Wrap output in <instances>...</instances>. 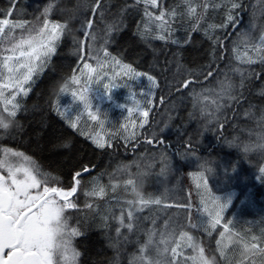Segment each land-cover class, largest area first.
<instances>
[{"label": "trees", "instance_id": "trees-1", "mask_svg": "<svg viewBox=\"0 0 264 264\" xmlns=\"http://www.w3.org/2000/svg\"><path fill=\"white\" fill-rule=\"evenodd\" d=\"M105 2L103 19L94 17L97 40L81 50L77 41L83 35L82 20L90 15L92 0H15L14 7L13 0H0V19L26 20L30 22L27 28L32 29L41 25L45 19L44 9L52 5L47 19L52 23L67 24L42 76L31 93L21 99L17 115L15 118L6 117L11 119V127L7 130L0 128V149L26 154L38 173L48 180L49 186L65 190L74 183L75 172L84 166L89 168V173L80 178L81 183L73 198L78 208L67 209L65 213L72 221V227L81 232L73 237L72 242L80 253L76 264H130L139 254V247L146 242L147 233L155 230L157 235L160 234L165 223L176 240L179 233L187 232L205 248V254L215 256L216 264H219L217 242L221 239L224 222L213 230H206L209 218L198 209H201V199L208 202L211 192L197 188L198 181L194 177L201 172L213 192L232 194L233 203L228 215L238 210L242 200L252 205L250 210L240 212L245 223L241 222L237 230L241 232L246 227L250 233L256 232L258 238H249L247 244L264 247V236L259 237L260 233L264 235V227H261L264 225L261 217L264 209V173L261 172L264 168V147H261L264 145V65L240 64L233 52L236 46L241 53L245 50L243 34H250L255 39L264 32V0H243L242 7L235 10V24L214 32L210 26L224 20L227 0H209L221 4V7L209 8L198 30L194 31H190L194 20L187 15L184 0H164L166 9H174L179 14L173 25V39L184 41L185 37H190L182 46L142 38L138 32L145 28L155 31V24L144 17L142 6L126 8L121 13V9L132 4L133 0ZM192 2L200 12L199 5L205 0ZM10 9L12 16L8 17ZM151 11L158 12L159 9ZM113 23L119 25V30L112 31L107 39L106 30ZM255 23H258L256 32L253 31ZM206 30L223 38V56L214 64L213 77L198 85L195 93H200L203 87L219 91V81L225 80V76L234 92L243 93L238 102L223 101L225 106L219 110L209 101L194 97L190 89L177 92L173 87L186 74L200 73L213 61L211 50L214 45L207 38ZM21 31L27 35L21 29H16L15 35L19 37ZM4 47L5 44L0 43V56L6 54ZM94 47L99 52L108 51L138 71L154 75L160 83L159 88H153L155 106L150 112L149 124L142 129L140 136L130 142L115 139L111 147L103 149L66 123L62 112L65 93L59 91L73 74L80 73L84 63H89ZM216 52L219 54L220 49ZM237 67H250L255 72L244 80L243 88H240V75L232 71ZM69 86L73 84L69 83ZM160 99L165 102L160 104ZM153 135L163 139L164 143L147 144L144 138ZM176 160L181 162L179 177L173 182L167 174L158 178V166L163 164L170 168ZM153 164L156 179L146 176ZM129 179L135 180L134 189L126 183ZM99 186L105 189L103 196L87 195ZM174 193L175 197H170ZM137 194L146 199L159 198L161 204L130 206L128 201L136 200ZM86 204L92 207H86ZM188 204L192 205L191 209L177 206ZM130 208L133 212L131 231L119 223L122 212L125 222H129L127 211ZM117 228H120L119 237ZM234 250L233 244L225 251L228 257L222 258V264H264V254L258 251L230 261ZM257 260L259 262H255Z\"/></svg>", "mask_w": 264, "mask_h": 264}, {"label": "snow or ice", "instance_id": "snow-or-ice-1", "mask_svg": "<svg viewBox=\"0 0 264 264\" xmlns=\"http://www.w3.org/2000/svg\"><path fill=\"white\" fill-rule=\"evenodd\" d=\"M15 0H13L14 7ZM187 15L193 18L194 23L190 31L198 30L200 21L209 8H219L221 4L210 3L205 0L199 5L201 11H197V6H194L192 0H184ZM243 0H227L225 7L224 20L218 25H211L210 28L226 30L229 24H235L236 11L242 7ZM142 6L144 17L148 21L155 24V31L150 28H145L144 31L138 32L142 38L156 39L165 42H171L182 46L190 37H185L184 41L173 39V33L178 12L174 9H166L164 7V0H133L132 4L127 5L121 9L123 13L126 8ZM52 5L44 9L43 15L45 19L41 22L39 27L28 29L27 25L30 23L26 20H10L8 18L0 19V43H4V53L0 56V68H2L7 76L3 77L0 73V79L4 82L0 83V104L3 105L2 111L7 113L8 118H15L17 112L21 108V102L17 101V96L26 97L31 91V87H25L32 81V77L37 74V70L42 69L44 64L48 62L50 57L55 54L57 44L61 37L65 34L67 29L66 23H52L47 19L48 14L52 10ZM106 8L105 0H92L89 11L90 15L85 16L82 20L81 31L82 37L77 41L81 50L84 47H90L98 38L96 30V23L94 17L103 19ZM151 9H159L158 12H153ZM7 16H12V10L7 12ZM139 27V26H138ZM7 29V31H6ZM21 29L27 32V35L21 34L19 37L15 35V30ZM119 30V25L113 23L108 26L105 36L110 39L112 31ZM206 35L214 45L211 54L214 59L200 73L186 74L182 79L174 83L175 91L180 92L184 89H190L194 97L202 101H209L211 105L215 106L216 110L224 107L223 101L238 102L242 92H234L233 86L227 76L225 80L219 81V91L207 87L201 88L200 93H195L198 85L210 77H213L214 64L223 56V38L206 30ZM242 43L245 46L243 53L240 52L239 46L234 47L233 52L235 59L243 65L251 66L253 64L264 65V32L259 36V43H257L250 34H243ZM216 49H220L217 54ZM105 57H110L108 51H104ZM97 63L94 67L90 63H84L79 75L73 74L70 81H66L60 87V93L68 92L69 83L80 85L81 91L78 96L77 91L71 92L72 99H79L83 102L84 111L87 112L88 117L92 121L98 119V113H94L92 100L85 95L90 92L89 85L93 82V75L100 80L108 76L106 68L111 66L113 72L111 80L117 77H125L128 80L136 81L140 78H146L149 88H159L160 83L158 79L147 72L138 71L131 64L123 63L122 59L110 57L108 61L101 60L98 56L93 57ZM40 62L37 64V62ZM118 69V70H116ZM23 70V71H21ZM179 72V65L177 67ZM232 71L239 74L241 77L240 88H243L244 80L255 75L253 69L249 68H233ZM81 77L84 78V83L81 84ZM119 87V85H117ZM104 88L108 90L109 97L111 96L112 84H105ZM5 90L11 91V96L5 95ZM145 96V104L143 107L137 103L135 108H127L129 116L135 111L141 117L139 123L132 120L130 125H125V134L122 138L125 142H130L137 139L139 133L137 128L143 129L145 125L149 124V115L154 107V100L152 97L154 93L148 91L142 93ZM163 104L164 99L158 101ZM9 105L11 107L9 108ZM126 107V106H124ZM59 111V109H57ZM206 111V108H202ZM63 115V113H61ZM80 117L77 115L76 120L69 118V126L73 129L78 128V121ZM11 125V119H6L0 115V128L7 130ZM79 130V129H78ZM81 135H86L88 139L98 148L111 147V137L104 139L99 134L86 133L81 131ZM112 135H120L114 133ZM145 142L149 145L153 143L163 144L164 140L158 136L153 135L151 138L145 137ZM264 147V145H261ZM23 157V153L13 152L11 149H4V156L0 158V264H76L80 253L72 246V238L81 235V232L76 228L70 227L68 218L65 216L67 209H76L78 204L71 199L76 193L81 183V177L84 172H88L89 168L84 166L81 171L74 173V183L68 190L63 187L49 186L48 180L44 178L34 167H20L14 165L9 157ZM28 160V157H24ZM264 173V168L261 169ZM6 173L7 175H5ZM197 179V188L204 187L207 190V181L203 172L199 174ZM128 185L135 188V180L129 179L126 181ZM105 189L102 186L97 187L92 192L87 193L90 196H103ZM130 206L139 204L146 206L150 204L160 205L159 198L146 199L143 195L137 194L136 200L128 201ZM211 203V207L208 206ZM222 203L220 197L213 198L212 201L206 202L201 199V209L208 216V229L213 230L221 225L223 221V212L228 204ZM171 206V205H167ZM179 207H187L191 209L192 205H177ZM86 207L91 208V204H86ZM127 218L129 222H125V214L122 212L119 217L120 226L131 231L133 224V212L131 208L127 211ZM230 221H224L221 232V241L217 242L220 255L223 256L224 248L227 246L222 243L225 239V233L230 231ZM195 227V225H193ZM169 225L165 223L164 230L161 231L157 239L156 231H149L147 233V240L139 247V254L130 264H183V260L190 259L192 264H210L209 256L205 254V248L197 243L193 236L187 232L179 233L178 241L175 236L169 232ZM117 236H120V228H117ZM123 239L127 241V236ZM255 239V238H253ZM182 247L192 248L196 255L184 257ZM247 247V246H246ZM154 250L156 255L153 256L150 252ZM7 250V252H6ZM251 251L254 253L258 251L264 254V247H257L255 243L251 245ZM183 257V260L179 258ZM216 261V257L212 256Z\"/></svg>", "mask_w": 264, "mask_h": 264}, {"label": "rangeland", "instance_id": "rangeland-1", "mask_svg": "<svg viewBox=\"0 0 264 264\" xmlns=\"http://www.w3.org/2000/svg\"><path fill=\"white\" fill-rule=\"evenodd\" d=\"M253 31L254 32L258 31V23H255L253 25ZM19 34L21 35L22 31ZM16 36L18 37V35ZM259 36L260 35H258L254 39L257 43H259ZM95 56H98L103 61H108L110 57H115L111 53H110V57H105L104 52H99V50H97V48L94 47L93 54L91 55L90 60H89V63L92 64L94 67L96 66V63H97L96 59L93 58ZM48 62L44 64L42 69L38 68L37 74L32 77V81L29 82L28 85H25L26 88L30 86L31 91L33 90L35 84L38 82L44 70L46 69ZM39 63L40 62L38 61L37 64ZM105 71L108 72V76L103 79L97 80L95 74L93 75V82L89 85L90 92L85 93V95H87L93 102V108L91 110L94 113H98V119L96 121H92L88 117L87 112L84 111V106H83L82 101H80L78 98L77 99L71 98L72 91H77L78 96L80 95V91H81L80 85L73 84V86H69L68 92L65 93V98H64L65 100L62 105V112L66 116L65 121L68 125H69V118L75 121L77 115H79L80 119L78 121V128L74 130L79 129L80 133L81 131H85L86 133L99 134L103 136L104 139H109L111 137V142L114 141L115 139L124 140L122 136L123 134H125V131H126L125 125H130L132 120H136L137 123H139L141 119V117L135 111L133 112L131 116H129L127 112V108H135L137 103L139 104V106L143 107L145 104V96L142 95V93H146L148 91H151L152 93H154V96L152 97V99L155 101V91L153 88H149V84L146 78H140L139 80L131 81L125 77H117L113 81L110 78L113 72V68L109 66L108 68L105 69ZM0 73L3 74V77L7 76V73L2 68H0ZM2 82H4L3 79H0V83ZM83 83H84V78L81 77V84ZM105 84H112L110 97H109L108 90L104 88ZM117 85H119V87H117ZM31 91L28 93V95L31 93ZM119 91H120V94L117 95ZM5 95L10 97L11 91L5 90ZM23 98L25 97L17 96V101L21 102V99ZM106 104H109L108 105L109 107L104 106ZM10 107L11 105H9V108ZM2 108H3V105L0 104V115L6 118L7 113L3 112ZM90 128H93V130L90 131ZM136 131L139 133V135L137 136L139 137L142 129L137 128ZM114 133H119L120 135H112ZM3 156H4V150L0 149V158H3ZM26 156H27L26 154L23 155V157L10 156L9 159L14 165L20 166L22 168L23 167H33V163L30 159L28 160L24 159V157ZM180 163L181 162H177L176 160L175 162H173L174 166L170 168H168L167 166H163V164L161 166H158L160 167V170L158 172V178L167 174L169 175V178L172 182L175 181L179 177V172L181 169ZM153 173H155L154 164L151 166V169L149 170L148 174H146V176L148 178L156 179L157 176L153 175ZM4 174L7 175L6 173ZM144 178H142V180H144ZM202 188L205 189L204 187ZM207 189H209L211 192L208 202L212 201L213 198L215 197H220L222 203H228L229 200L231 201V203L228 204L227 208L223 212V222L224 221L231 222L229 224L230 231L228 233H225V239L222 241L223 244L227 245L224 248V253L233 244L235 245V250L231 258H229L230 261H233V259H236L237 257L244 255L246 253H251L252 252L250 250L251 246L247 244L248 242L247 240L249 238L257 239L258 234L256 232L250 233L246 229V227L243 229V231L239 232L237 230V227L239 226L241 222H244V219L241 216L240 212H245L246 210H250L252 208V205L246 203L247 202L246 200H242L240 205H238L239 206L238 210L228 215V211L233 203L232 194L215 193L208 186H207ZM174 195L175 193L170 197L174 198L175 197ZM208 206L211 207V203H208ZM65 213H67V210ZM261 217L264 218V209L261 211ZM68 224L70 225V227H72L73 225L72 221L70 220L68 221ZM261 227H264V225H262ZM159 235L160 234L157 235V239L159 238ZM235 235L237 236L239 235L240 237H236ZM260 236H264V235L260 233L259 237ZM73 240L74 239L72 238V242ZM219 241H221V239H219ZM182 251H183L184 257H190V256L196 255L195 251L192 248L190 249L189 247L182 249ZM150 252L153 256L156 255L154 250L150 249ZM227 257L228 255L226 254H224L223 256L220 255L219 264H222L221 263L222 258L227 259ZM179 259L183 260V257ZM255 262H259V260ZM184 263L192 264V261L190 259L183 260V264Z\"/></svg>", "mask_w": 264, "mask_h": 264}, {"label": "clouds", "instance_id": "clouds-1", "mask_svg": "<svg viewBox=\"0 0 264 264\" xmlns=\"http://www.w3.org/2000/svg\"><path fill=\"white\" fill-rule=\"evenodd\" d=\"M10 127H11V125H10ZM10 127H9V128H10ZM208 259H209V261H210V264H216V261L214 260L213 257H208Z\"/></svg>", "mask_w": 264, "mask_h": 264}, {"label": "water", "instance_id": "water-1", "mask_svg": "<svg viewBox=\"0 0 264 264\" xmlns=\"http://www.w3.org/2000/svg\"><path fill=\"white\" fill-rule=\"evenodd\" d=\"M87 173H89V172L83 173L82 176L86 175ZM75 195L71 199H73L75 197ZM6 252H7V250H6Z\"/></svg>", "mask_w": 264, "mask_h": 264}]
</instances>
